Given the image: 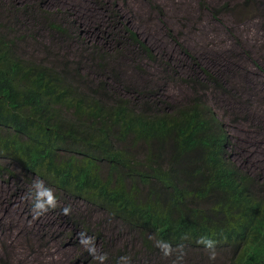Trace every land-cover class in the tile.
I'll return each mask as SVG.
<instances>
[{"label": "trees", "instance_id": "16d2710c", "mask_svg": "<svg viewBox=\"0 0 264 264\" xmlns=\"http://www.w3.org/2000/svg\"><path fill=\"white\" fill-rule=\"evenodd\" d=\"M228 4L208 9L214 18L236 11L251 17L261 7L259 0ZM11 13L0 18V159L42 181L56 200L74 198L99 209L118 222V237L124 232L134 240L119 248L102 244L83 219L63 216L71 230L101 243L96 263L94 255L79 252V264H192V258L200 264L203 254L219 255L222 264H264V176L243 171L230 157L229 132L208 101L209 86L225 91L212 72L184 79L191 94L178 105L149 85L127 87V97H117L105 82L118 75L107 67L120 49L109 41L111 28L102 35L107 49L80 42L77 59L30 60L16 48L29 27L19 29L24 35L12 32ZM36 13L60 42L68 39V27ZM122 31L118 38L156 60L136 33ZM13 176L0 166V177Z\"/></svg>", "mask_w": 264, "mask_h": 264}, {"label": "rangeland", "instance_id": "374dc122", "mask_svg": "<svg viewBox=\"0 0 264 264\" xmlns=\"http://www.w3.org/2000/svg\"><path fill=\"white\" fill-rule=\"evenodd\" d=\"M239 1L0 0V18H7L8 11H12L8 19L12 32L24 35L20 30L29 27L27 39L16 48L26 59L37 61L52 62L53 57L56 61L64 57L77 59L81 56V43L107 49L108 42L102 35L111 28L108 33L114 36L109 41L120 49L109 55L108 59L117 61L107 67L115 68L118 75L116 81L105 82L117 97L126 98L127 87L140 91L149 85L162 100L178 105L191 94L184 79H201L202 69L212 72L225 91L209 86L208 101L229 132L230 157L243 171L264 176V0H259L261 7L251 17L236 11V16L221 13L214 18L208 9L227 3L232 8ZM22 10H28L29 15L24 17ZM39 10L47 12L44 16L49 21L68 27V39L60 42L49 32L48 25L36 13ZM125 27L156 55L154 62L127 38H118ZM81 63L78 65L86 70V75L88 64ZM0 166L8 167L14 174L0 177V264H79V252L94 255L96 263L97 245L101 243L71 230L69 222L61 219L63 216H68V220L83 219L92 231L99 232L102 244L111 242L119 248L126 242L134 243L124 232L118 237L117 221H110L99 209L78 199H55L54 206L34 210L35 194L47 189L44 183L36 177H24L16 162L9 159L1 158ZM101 174H105V167ZM38 183L43 187L38 189ZM50 191L54 196L55 192ZM203 255L200 264L223 263L219 255ZM190 260L192 264L198 261ZM142 262L139 264H153L148 259Z\"/></svg>", "mask_w": 264, "mask_h": 264}, {"label": "clouds", "instance_id": "9594fccd", "mask_svg": "<svg viewBox=\"0 0 264 264\" xmlns=\"http://www.w3.org/2000/svg\"><path fill=\"white\" fill-rule=\"evenodd\" d=\"M36 187L39 189V188H42L43 186H42V184L38 183V184H36ZM35 195H36V200L34 203V210H36V209L44 210L46 205L54 206L55 198H54V196L50 190L45 189L42 191H38ZM65 211H67V210H65ZM37 214H39V213H37ZM81 242L82 243H88L87 240H82ZM99 259L101 261H103L105 259V257L100 256Z\"/></svg>", "mask_w": 264, "mask_h": 264}]
</instances>
